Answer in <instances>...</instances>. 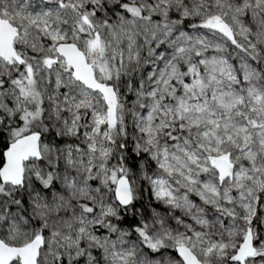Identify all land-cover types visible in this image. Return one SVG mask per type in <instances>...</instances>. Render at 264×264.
I'll list each match as a JSON object with an SVG mask.
<instances>
[{"label": "snow or ice", "instance_id": "obj_1", "mask_svg": "<svg viewBox=\"0 0 264 264\" xmlns=\"http://www.w3.org/2000/svg\"><path fill=\"white\" fill-rule=\"evenodd\" d=\"M0 264H264V0H0Z\"/></svg>", "mask_w": 264, "mask_h": 264}]
</instances>
